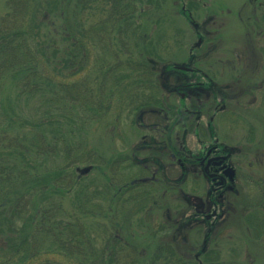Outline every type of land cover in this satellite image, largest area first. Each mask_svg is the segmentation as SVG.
<instances>
[{
    "label": "flooded vegetation",
    "instance_id": "obj_1",
    "mask_svg": "<svg viewBox=\"0 0 264 264\" xmlns=\"http://www.w3.org/2000/svg\"><path fill=\"white\" fill-rule=\"evenodd\" d=\"M123 1L120 4H127V9H135V0ZM172 2L179 23L184 26L175 32L161 25L158 33L150 34V38L157 40L156 47L163 41L162 53L151 50L152 46L144 50L148 34L132 31V22H138L137 17L131 16L134 11L127 12L128 18L105 17L103 22L98 19V25L128 23L123 29L125 32L107 33L112 40L109 42L112 51L106 53L114 63L106 64L105 71L145 72L149 81L143 96L117 97L136 115L135 129L130 130L132 137L123 138L118 130L117 136L124 139V145L115 148L116 154L109 158L97 154L94 164L89 165L106 179L98 195L101 199L111 197L114 208L119 211L115 231L129 229L130 242L124 240L126 246L143 248L144 254L148 249L149 260L160 258L163 261L160 264H215L213 238L231 213L239 191L236 187L239 165L247 152L246 147L241 152L242 148L228 144L219 134L216 120L221 115L229 128L237 126L236 122L241 121L240 95L248 89L245 97L255 96L252 91L262 88L261 76L254 83L240 81L237 89L229 82L220 83L200 66V61L214 55L209 54L214 50L212 40L218 39L217 34L221 32L217 23L221 26L225 23L216 20L215 15L217 10L231 12L226 2ZM164 4L165 0H161L158 13L163 14L160 18L166 24L168 10ZM148 21L156 24L153 17H148L147 24ZM104 29L98 27V30ZM100 34L84 29L83 38L85 41L89 36ZM248 34H244L247 37L242 40L244 50L240 54L242 60L250 63L241 69L242 73L238 71L240 75L249 72L258 75L262 61L251 64L256 50L251 48ZM87 44L84 42L85 48ZM234 69V66L228 67L227 71L236 72ZM100 85L102 88L103 82ZM143 115L148 116V122L140 121ZM198 185L202 186L201 192L197 191ZM107 186L114 190L112 194H108ZM116 236L123 239L119 233Z\"/></svg>",
    "mask_w": 264,
    "mask_h": 264
},
{
    "label": "trees",
    "instance_id": "obj_2",
    "mask_svg": "<svg viewBox=\"0 0 264 264\" xmlns=\"http://www.w3.org/2000/svg\"><path fill=\"white\" fill-rule=\"evenodd\" d=\"M89 1L88 6L96 4L100 11L104 6L106 17L129 16L121 0ZM84 9L85 0H5L0 15V96L7 78L14 80L19 97L36 103L35 114L21 121L10 118L8 110L1 113L7 122L0 131V264H137L140 257L138 247L124 243L130 242L129 229L115 231L119 211L111 197L102 204L91 200L93 196L85 200L92 192L83 191L85 199L81 195L70 209L62 203L61 194L84 177L72 172V165L86 158L64 142L63 130H77L72 121L77 115L61 113L65 105L78 114L82 109L85 118L99 117L109 106L104 97L115 92L121 97L143 96L149 81L145 72L103 71V82L111 80V87L102 95L101 85L99 89L97 84L65 80L84 67ZM127 25L117 21L85 29L93 34L101 26L116 34L125 32ZM131 27L134 33L141 32L139 22L133 21ZM51 66L62 79H52ZM37 155L43 163L32 165ZM60 156L57 162L51 160ZM46 160L53 166L47 167ZM51 192L60 196L53 199ZM107 192L114 190L107 186ZM249 220L251 237L264 238V215L255 222Z\"/></svg>",
    "mask_w": 264,
    "mask_h": 264
},
{
    "label": "rangeland",
    "instance_id": "obj_3",
    "mask_svg": "<svg viewBox=\"0 0 264 264\" xmlns=\"http://www.w3.org/2000/svg\"><path fill=\"white\" fill-rule=\"evenodd\" d=\"M135 1L136 7L134 15L137 17L135 19H137L140 24L141 32H147L149 35L144 39V50L146 51V49L152 46L151 48L154 47V49L151 50L162 53L161 47L163 41L161 42L160 40L157 45L159 48L156 47L157 40L156 38H150V34L153 35L154 33H158L161 25L162 27L171 28L175 32L179 29V26L180 29L183 28L184 24L181 23L180 25V19L178 14L175 13L173 7L172 1L177 0H165L164 6L168 10L165 15L166 24L164 22L165 19L163 18L161 20L160 18L164 17L163 14L158 13L159 9H161V0ZM223 2H226L225 5L230 8L231 12L227 13L224 10L216 11V20L221 22L224 21L225 23H223V26L217 23L218 26L216 27H218V30L221 32L217 34V36H219L218 39H215V37L212 40L214 50L209 54L214 55L208 57L206 60L203 59L204 61H200V66H202L208 74L213 75L218 81H220V83L223 84L229 82L237 89L238 86H241V82L244 83L246 81L247 83L250 80L254 83L260 81L259 77L261 76L262 88L254 89L252 92L255 96L253 97L249 95L245 97L244 92L248 91L247 88H245L247 90L242 91L243 94L240 95V104L242 105L238 109L241 121H239V123L237 121V126L233 129L227 126V120L225 121L222 119L221 115L217 118L218 120H216V128H218L217 130L219 134L228 140V144L237 145V147L242 148L241 152H243L244 147H246L247 152L243 154V162L240 163L238 169L239 175L236 187L239 191L238 194H236V200L231 208L228 220L223 221V225L221 224L222 226L217 230L215 237L213 238L212 246L218 252L215 264H247V262L250 264H264V238H252V235L247 228L248 219H250L249 221L255 222V220L258 218L260 219V217L264 215V0H253L252 2H250V0H217V3ZM243 2H245V5ZM146 3L148 4L147 6ZM85 4L87 9H84L83 12V16H85L84 18L82 17V20L84 21L83 28L94 29L93 25L98 24V19L106 17V14L102 11L104 6L101 5L102 10L100 11V6H97L96 9L94 8L96 4L88 6L91 4L89 0H85ZM128 10L131 11V9ZM153 10L156 11L154 14H152ZM4 11L5 0H0V15H2ZM92 14L93 16H91ZM148 17L155 18L156 24L153 25V22L151 21H148L149 24H147ZM104 20L105 19H102L101 22ZM99 32L101 33L99 36L97 35L95 37L92 35V41H86L91 39L90 36L85 40L88 44L85 52L86 59L83 60L82 64L84 65L83 70L79 74L70 78L66 77L65 79L64 77L65 80H81L86 84H97L100 89V83L101 81L103 82L102 74L103 71L106 70L105 59L107 58L106 60L110 61L109 66H112L114 60L106 53V51H112V45L110 44L112 43V40L110 36L107 35L108 32H105L104 30ZM247 32L249 33L247 40L250 41L251 48L256 50V53L253 52L254 56L252 57L254 59L251 64L254 66L255 64H259V61H262L263 67L261 73L259 72L258 75L256 73L250 75V72L240 75L242 73L241 69L246 64L250 63L247 62V60L246 62L245 60H242V54H240V52L242 53V50H244L243 47H241V44L244 42L242 41L243 38L247 37L244 36ZM112 34H114V32ZM219 34H223V36L221 37ZM106 38L107 42L105 44ZM113 46L115 47L116 44L113 43ZM202 50H206V48H202ZM251 52L252 51H250V53ZM233 66L235 67L234 70L236 72L227 71L228 67ZM49 69L52 70L53 80L58 81L59 79H62L63 76L56 75L57 69H52V66L49 67ZM238 70H240L241 73H239ZM93 77L96 80H94ZM110 85L111 80L103 82V86L100 90L102 95L106 94L107 88H109ZM1 91L0 131L7 122L3 121L4 119L2 118L3 113L6 114L7 110L9 111L10 118L16 119L19 117L20 121L25 117H30L32 114H35L36 108H34V106L36 103L34 104V100H23L22 97H19V88L14 83V80L6 78ZM112 94L113 95H110L109 97L103 98L105 99V102L109 103V106L105 108L99 117L94 116L85 118V113L82 109H80V113L78 114V111H72L69 105L68 107L65 105V108L61 112L67 116H70V114L74 112L78 116L72 119L77 127V130H75L74 133H71L70 129L63 130V133L67 135L64 142L66 141L68 145H73V147L79 151L80 155L81 153L85 154L82 157H86L85 160L72 165V172L76 174L77 172L74 170L75 167L94 164L97 154L109 158L111 155L116 154L115 148L120 149V146L124 145V137L126 139L129 136L132 137L130 130L135 129L133 126V119L136 118V115L129 110V105H126L123 101L121 103V100L117 99L119 92ZM110 97L113 99L110 100ZM231 106L233 107L234 103ZM147 118L148 116L143 115L142 118H140V121L142 123L148 122ZM118 130L121 131L123 138L117 136ZM88 155H90L91 158H89ZM87 157L89 160H87ZM34 158L35 162H33L32 165L43 163L38 155L34 156ZM47 159H51V157H47ZM61 159L60 156L58 159L51 160L57 162ZM51 160L45 161L47 167L53 166ZM40 169L41 167L37 168V170ZM83 176L84 177H81L80 180L70 187L68 192H63L61 194L62 203L67 206V209H70L71 205L78 203L81 195L84 198L83 193L86 191L92 192V194L86 196V199L84 198L85 200L89 199L90 196H93V198H90L91 200L102 204L104 202L98 195L100 193L101 183L106 181V179L102 178L100 171L92 167L89 171L83 174ZM201 189L202 186L198 185L197 191L201 192ZM52 194L53 192H51V197L53 196V199L60 196L59 194ZM84 204L87 206L88 203ZM135 242L136 241H134V243ZM137 250H139L140 253L138 260L139 263L137 262V264H150L152 262L155 264H159L160 262L163 263L160 258L153 259L152 257L151 259L153 261L149 260L150 253L148 249L146 254H144L145 250L143 248H137ZM141 254L143 256H141Z\"/></svg>",
    "mask_w": 264,
    "mask_h": 264
},
{
    "label": "water",
    "instance_id": "obj_4",
    "mask_svg": "<svg viewBox=\"0 0 264 264\" xmlns=\"http://www.w3.org/2000/svg\"><path fill=\"white\" fill-rule=\"evenodd\" d=\"M89 169H90V166H84L81 168H77V171H79V173L81 174H85Z\"/></svg>",
    "mask_w": 264,
    "mask_h": 264
}]
</instances>
